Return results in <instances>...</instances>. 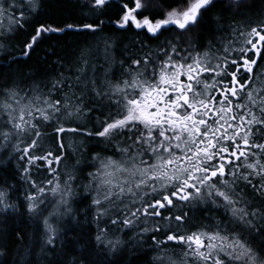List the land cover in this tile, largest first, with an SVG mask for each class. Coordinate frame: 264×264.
<instances>
[{"label": "snow or ice", "instance_id": "snow-or-ice-1", "mask_svg": "<svg viewBox=\"0 0 264 264\" xmlns=\"http://www.w3.org/2000/svg\"><path fill=\"white\" fill-rule=\"evenodd\" d=\"M111 5L61 26L43 0H0V264H264V0ZM109 24L135 33L119 59ZM67 32L96 39L32 59ZM66 134L112 154L82 142L61 171Z\"/></svg>", "mask_w": 264, "mask_h": 264}, {"label": "trees", "instance_id": "trees-1", "mask_svg": "<svg viewBox=\"0 0 264 264\" xmlns=\"http://www.w3.org/2000/svg\"><path fill=\"white\" fill-rule=\"evenodd\" d=\"M81 0H64V3H61L60 0H43L44 4V12L46 14H42L40 16L41 20H45L48 23L56 24L60 23L61 26L63 24L67 23H76L79 24L81 22V9L79 7ZM123 0H112V5L107 10L109 15H112L115 17L119 11V3H122ZM65 4H68L69 7L67 10H65ZM259 3L257 5V11L259 10ZM112 9H116V11H112ZM87 9H84L83 12H87ZM219 11V6L216 9H213V12L209 13L208 16H213L216 12ZM250 16H254L255 13H248ZM67 17V19H64ZM237 20H242V17H237ZM32 31V28L30 26H26V31H21L16 39L8 40L9 45L12 46H22L23 41L27 38V35ZM113 33L117 37L121 38V42L118 46V51L116 53L117 59L120 58V51L123 50V47L125 44L129 42V40L135 35L134 32H124L120 33L117 32L116 29L109 24L108 26L104 27L103 33L100 35L110 34ZM96 37H93L86 33H76V32H67V33H60V34H51L49 37L45 38V40L41 43L39 48H37L36 52L33 53L32 59H44L45 52H48L50 47L57 48L58 50H62L63 52H67L69 54L75 52L76 55H78V49L88 47L94 44ZM163 39V37L161 38ZM153 47L155 46L157 41H153ZM16 55H19V52H16ZM72 59H75V56L71 57ZM11 59L10 56H8L7 53H0V65H4L5 71H8L6 65ZM55 57H51V60H55ZM25 68L29 67H35L34 64L31 62L24 60L23 61ZM13 68H15V65H13ZM4 81H0V84H3ZM87 123L84 120L80 121V124L83 125ZM94 124V121L91 123H88L89 129H92ZM71 126H75L74 124ZM47 131L50 133L52 131L51 128H48ZM64 143L67 146V155L66 159L61 164V171L65 170V166H67L69 169H71L75 163L76 159L80 158L79 152H74L73 148L78 147L82 142L84 146L87 148V151L85 152V159L90 158V155L97 152V148L99 147V150L104 155H111V150L104 152V144L103 143H97L95 140L83 137L76 134H66L64 136ZM45 146H49L48 141L45 140ZM84 167V165H81ZM92 170V169H87ZM79 175H86L85 173H78ZM43 178H50L47 177L46 173H42L41 176L36 177L37 180L43 179ZM83 183H87V181H83ZM20 195L19 193H13V198L15 196ZM207 223L208 221H204ZM190 230H195L194 228H190ZM26 232H31L32 229L28 226L25 227ZM151 254L149 253L148 256ZM139 264H147V257L145 260L139 261Z\"/></svg>", "mask_w": 264, "mask_h": 264}, {"label": "flooded vegetation", "instance_id": "flooded-vegetation-1", "mask_svg": "<svg viewBox=\"0 0 264 264\" xmlns=\"http://www.w3.org/2000/svg\"><path fill=\"white\" fill-rule=\"evenodd\" d=\"M96 150H97V152H100L99 147Z\"/></svg>", "mask_w": 264, "mask_h": 264}]
</instances>
